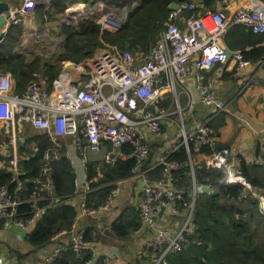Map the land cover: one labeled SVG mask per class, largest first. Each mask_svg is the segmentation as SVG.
<instances>
[{
  "label": "built area",
  "instance_id": "1",
  "mask_svg": "<svg viewBox=\"0 0 264 264\" xmlns=\"http://www.w3.org/2000/svg\"><path fill=\"white\" fill-rule=\"evenodd\" d=\"M229 2L220 0L221 5ZM34 5L35 0H24L20 10L16 11L27 12ZM101 5L102 8L93 11L107 9L97 20L101 29L116 31L113 20L121 24L124 15L136 3L122 7L120 12L106 3ZM197 7L196 2H189L171 10L158 40L148 52H132L105 44L91 58L77 64L81 78L76 82L71 81L66 69L67 61H63L60 73L51 81L50 87L43 78H39L30 81L27 90L19 94L13 92L14 80L10 73L0 71V126L5 145L13 151L11 156L0 159V167H7L12 172L19 189L25 188L28 181L16 178L20 174V157L17 154L20 137L23 133L31 136L41 132L51 140V144L41 151L33 142L26 145L32 153L40 154L39 171L31 181L33 191L29 200H20L8 186H0L1 225L17 227L24 232L23 236L33 229L42 210L39 208L26 213L20 212L19 207L26 202L36 203L51 196L53 161L62 157L70 161L76 158L77 168L85 169L86 161L91 159L114 164L131 155L138 165L133 176L140 179V200L136 208L143 227L154 228L152 237L146 243L148 264H169L170 256L186 250L191 243L201 244V241L192 238L196 190L194 188L192 193L187 194L175 188L172 172L182 165L168 161L167 156L180 146L188 151L190 144L196 150L214 144L215 132L208 122L218 113L227 111L228 104L217 97L211 81H203V72L228 60L222 39L230 25L241 24L252 33L264 35V0H253L246 7H237L230 16L218 9L204 10L195 17L184 16L185 12H193ZM12 20L13 23L18 22L16 17ZM230 59L238 70L251 64L264 67V55L253 62L236 52ZM191 75L194 81L189 79ZM249 83L250 80L245 81L244 86ZM197 100L209 108L205 120L198 121L194 117ZM169 119L176 126L178 137L163 150L151 167L142 168L141 165L151 156L150 143L142 127L159 136L164 121ZM122 145H129L132 153L129 155L122 151ZM229 156V149L222 148L216 150L207 163L224 168L227 183H242V198L248 191L260 198L255 188L232 168ZM158 165L162 166L160 177L149 181L147 171ZM120 182L96 208L85 205L84 198L89 188L86 182L84 196L80 199L81 211L90 215L105 212L117 194ZM166 211L174 216H183L174 232L156 227L157 219ZM67 246L78 255L92 250V257L84 264H118L116 258L109 260L106 253H96L93 242H85L81 234L73 236ZM67 246L54 247L39 264H52L59 251ZM5 261L0 254V264H5Z\"/></svg>",
  "mask_w": 264,
  "mask_h": 264
},
{
  "label": "trees",
  "instance_id": "2",
  "mask_svg": "<svg viewBox=\"0 0 264 264\" xmlns=\"http://www.w3.org/2000/svg\"><path fill=\"white\" fill-rule=\"evenodd\" d=\"M99 2L118 8L131 6L132 3L136 5L127 12L125 22L116 31L102 30L100 24L91 16L85 18L78 27L59 18L67 4L83 3L93 6ZM173 2L179 5L189 2L198 4L195 11L184 13L186 17H195L200 10L212 8L214 2L216 4V0H51L47 8L43 5L36 7L35 17L44 23L60 20L58 30L64 37V43L61 52L56 55L57 61L44 59L40 55L29 59L20 53L23 25L16 23L8 27L0 42V71L11 74L14 80L13 92L20 94L27 90L30 81L39 78H43L47 87H50L51 81L60 73L63 61L80 63L91 58L105 44L116 45L119 49L132 52H148L158 40L164 22L172 10L169 5ZM224 43L232 50L239 51L244 59L253 62L264 55V35L252 33L241 24L228 27ZM223 124L222 115L211 118L208 122L210 127L215 128ZM23 137L25 141L19 142L17 146L20 174L16 178L28 180L25 188L17 187L15 177L7 167H0V186H8L20 200H29L33 191L31 181L37 177L39 171L40 154L32 153L26 145L33 142L41 151L51 144V140L46 133L41 132L31 136L23 133ZM120 149L129 155L132 153L129 145H122ZM216 150L218 149L209 146H201L196 150L190 144L188 151L180 146L177 151L167 156L168 161L182 165L180 169L172 172L175 188L187 194L192 193L194 188L196 190L192 238L201 241L199 245L191 243L186 250L170 256L169 264H264V215L259 210V198L252 194L242 198L243 187L237 183H227L224 168L209 165L205 158L197 159L198 155L210 156ZM65 151L63 146V152ZM2 158L0 154V159ZM150 165L148 160L141 167L148 168ZM240 165V176L254 188L263 190L260 194L264 195V181L249 175L244 159H241ZM136 166L135 157L131 155L128 159H119L114 164H106L98 159L86 162L84 170L89 188L84 198L85 205L96 208L102 204L118 181L133 176ZM161 171V165L153 167L147 171L146 178L156 181ZM50 176L53 184L51 196L36 203L26 202L19 207L20 212L26 213L39 208L42 210L33 229L25 236L32 248L46 246L60 232H71L81 212V200L78 202L79 206L71 202L77 193V176L70 159L62 157L53 161ZM0 226L3 225L0 223ZM142 226L136 208L127 206L111 224L110 231L116 239L124 240ZM80 234L87 243L102 238L100 234H93L90 227L80 231ZM91 257L92 250L77 255L67 246L59 251L52 264H84Z\"/></svg>",
  "mask_w": 264,
  "mask_h": 264
},
{
  "label": "crops",
  "instance_id": "3",
  "mask_svg": "<svg viewBox=\"0 0 264 264\" xmlns=\"http://www.w3.org/2000/svg\"><path fill=\"white\" fill-rule=\"evenodd\" d=\"M6 1L11 8L10 18L7 19L6 25L4 26L6 31L8 27L13 24L12 18L16 17L18 23H22L23 25L21 50L27 54V58L29 59L35 55H39V41L34 38L38 35L36 31L37 27H43V25L41 20L36 19L35 9L39 5H43L44 8H47L50 1L35 0L34 7L31 10L22 13L15 11V7L19 9L21 2H18L17 0ZM250 2L251 0H232V2L223 10L228 16H230L237 6H247ZM84 6L85 4L83 3L68 4L59 14V18L62 19V16L64 15L69 16V14L73 12L72 10L78 9L79 7L84 11L90 9ZM211 7L212 8L207 9L221 8L217 2L216 4L214 2ZM99 8H102L101 3H98L93 7L94 10ZM207 9L200 11L198 10V13H201ZM52 21L56 20L45 22L44 25L48 26L52 23ZM66 23L69 24V22ZM42 31L43 30L39 32ZM57 32L59 33V31ZM222 42L224 43V37ZM224 45L227 46L226 43H224ZM53 50H55L54 46ZM192 73H194L193 70ZM203 78L204 82H212L217 97H220L228 104L227 111H222L217 114V116H223L224 124L217 128L211 126L215 132V139L214 144L209 147H215L218 150L222 148H228L230 151L228 161L233 169L238 170L239 172L241 159H244L249 175L251 177L258 178L261 182H263L264 67L258 68L256 65L251 64L246 68H240L238 70L236 69L235 63L231 59H228L224 64L214 65L212 68L203 72ZM189 79L194 81V76L191 75ZM249 80V85H246L247 87L244 88L245 81ZM195 98L197 99V97ZM208 114L209 108L197 100L194 110L195 119L198 121L205 120L208 117ZM26 129L30 130L28 127H26ZM142 130L150 143L151 156L149 158V162L151 165L154 164L157 157L163 152V150L167 149V146L176 140L175 137H178V130L171 119L164 121L162 133L159 136L151 134L145 127H142ZM7 147L8 146H6L4 143L3 132L0 126V154L3 157L11 156L13 153L11 149V153L6 154V152L8 153ZM211 156L212 155L205 157L198 155L197 159L205 158L207 162L209 159H211ZM71 163L74 168L78 167V160L76 158H73ZM151 165L148 167H151ZM75 172H77L76 174L79 179L76 177L77 193L73 196L71 202H76L77 206H79L78 202L82 196H84V192L86 190V180L84 175L85 170L77 168L75 169ZM139 189L140 179H138L137 176H132L131 178L122 180L118 185V192L114 196L109 209H107L105 212L97 213L95 215L97 220H99L101 217L109 215L114 217L113 222H115L125 207L131 206L136 208V204L140 200ZM250 194L251 192H249V195ZM258 200L259 210L261 213L264 207V199L262 202H260L261 199ZM182 217L183 216H174L166 211L157 219L156 227L167 228L174 232L180 224ZM96 224L97 222H95V226L90 225L86 219V216L80 215L74 223L72 233H74V231L79 233L86 227H90L93 231V234H100L102 236V238H100L98 241L93 242L96 253H106L107 256H109L107 257L109 260H111V257H114L116 258L118 264H148L149 252L146 250V243L152 237L154 228L142 226L129 238L121 240L116 239L115 236L111 235V225L102 222L100 227L97 228ZM3 230H6L7 232V239L3 238ZM0 231L2 237V240H0V254L5 257V264H39L43 257L50 253L54 247L67 246L71 239V232H65L57 237H53L50 243H48L46 246L41 248H32L27 242L26 237L23 236L24 232L17 227L8 228L0 226ZM31 250H33L32 253L28 255V252ZM17 257H20L21 259L19 260Z\"/></svg>",
  "mask_w": 264,
  "mask_h": 264
},
{
  "label": "rangeland",
  "instance_id": "4",
  "mask_svg": "<svg viewBox=\"0 0 264 264\" xmlns=\"http://www.w3.org/2000/svg\"><path fill=\"white\" fill-rule=\"evenodd\" d=\"M21 5H22V2H21ZM84 7L91 8V9L93 8L92 6H88L86 4ZM111 7L116 12H120V10H121V8H118V7H114V6H111ZM106 10L107 9L103 8V10H101V11L97 10L96 12H93L92 14H90L88 11H84V10L80 9V7H79L78 9L72 10L73 12L71 14H69V16H65V15L62 16L61 20L64 22L73 23L74 25L78 26L82 22L83 18H87L88 16L93 17V19L95 21H97L98 19H101V17H102L101 15L103 13H105ZM59 21L60 20L52 21V23L49 24L48 26L44 25V22L42 21L41 23H42L43 27H41V26L37 27L36 31H37L38 35H37V37L34 38V39H37L39 41L38 42L39 43V46H38L39 51L38 52L41 54V55L40 54L39 55L42 56L44 59L52 60L54 62L57 61L56 55L61 52L62 46L64 43V37L61 36V34L57 32V31H59L58 30ZM46 22H48V21H46ZM41 30H43V31L39 32ZM53 46H54L55 50H53ZM19 52L27 57V54L24 53L21 49ZM58 57H59V55H58ZM182 104H184V100L182 101ZM28 128L31 129L32 131H34L32 128H30V127H28ZM175 139H176V137H175ZM7 151H8V153L6 152V154H10L11 148L7 147ZM76 176H77V174H76ZM77 179H79V178L77 177ZM255 192L257 195H260L259 193H263V191L261 189H257V188H255ZM259 199H261L260 202H262L264 199V195H260ZM262 212L264 213V207H263ZM262 212H261V214H262Z\"/></svg>",
  "mask_w": 264,
  "mask_h": 264
},
{
  "label": "water",
  "instance_id": "5",
  "mask_svg": "<svg viewBox=\"0 0 264 264\" xmlns=\"http://www.w3.org/2000/svg\"><path fill=\"white\" fill-rule=\"evenodd\" d=\"M24 0H18V2H23ZM75 4H78V3H75ZM68 5V4H67ZM17 9V7H15ZM169 8L172 9V10H176L179 8V4L178 3H171L169 5ZM10 6L8 4V2L6 0L4 1H0V42L3 40L4 36H5V32H6V28L4 27L6 25V22H7V19L10 18ZM15 9V11H16ZM90 11V13H93L94 9H88ZM126 15L127 13L124 15L123 17V21L122 23L120 24V22L118 20H113V25H115V27L117 28V30L122 26V24L125 22V19H126ZM85 19L82 20V22L84 21ZM81 22V23H82ZM70 24V22H69ZM73 24V23H72ZM74 25V24H73ZM233 25V24H232ZM76 26V25H75ZM78 27V26H76ZM228 29V28H227ZM227 31V30H226ZM226 33V32H225ZM225 35V34H224ZM224 37V36H223ZM225 51H226V55H227V58L230 59L234 53V51H232L231 49H229L227 46H225ZM87 60V59H85ZM77 63L75 62H71V61H67L66 63V69L69 71V76H70V79L71 81L73 82H76L78 79L81 78L80 74L78 73L77 71ZM22 139V138H21ZM20 141H24L23 139ZM74 205L77 206L76 203H74ZM81 211V210H80ZM80 215H85L86 216V219L88 221V223L90 225H94L95 226V222H97L96 224V227L99 228L101 223H107L108 225H111V223L114 221V217H111L109 215H106L105 217H101L99 220H97V218L95 217V215H90V214H85L83 213L82 211L80 212ZM79 215V216H80ZM101 229V228H100ZM73 230V229H72ZM108 231V230H107ZM111 233V231H110ZM76 235H79V233H77V231H74V233H72L71 231V238L73 236H76ZM112 236H114L112 233H111ZM3 238L7 239V232L6 230H3ZM0 240H2V237H1V231H0Z\"/></svg>",
  "mask_w": 264,
  "mask_h": 264
},
{
  "label": "bare ground",
  "instance_id": "6",
  "mask_svg": "<svg viewBox=\"0 0 264 264\" xmlns=\"http://www.w3.org/2000/svg\"><path fill=\"white\" fill-rule=\"evenodd\" d=\"M232 2V0H230V2L229 3H227V4H225V5H221L220 4V0H218V4L220 5V9H218V11H221V12H223L226 16H228L227 14H226V12L223 10L226 6H228L230 3ZM237 7H246V6H237ZM237 24V23H236ZM236 52H239V51H235L234 53H236ZM240 53V52H239ZM241 54V53H240ZM234 62V61H233ZM220 63V62H219ZM224 64V63H223ZM235 66H236V64H235ZM247 86H244V88H246ZM237 184H240L242 187H244V185L242 184V183H240V182H237ZM249 184V183H248ZM252 188H254L252 185H250ZM249 195V191L246 193V195H245V197L244 198H246L247 196ZM262 214L264 215V213L262 212Z\"/></svg>",
  "mask_w": 264,
  "mask_h": 264
},
{
  "label": "clouds",
  "instance_id": "7",
  "mask_svg": "<svg viewBox=\"0 0 264 264\" xmlns=\"http://www.w3.org/2000/svg\"><path fill=\"white\" fill-rule=\"evenodd\" d=\"M99 3H102V2H99ZM96 4H98V3H96ZM96 4H95V5H96ZM95 5H93L92 7H94ZM88 6H89V5H88ZM90 9H91V8H90ZM92 9H93V8H92ZM87 11L90 12L89 10H87ZM88 17H90V16H88ZM83 19H85V18H83ZM96 22H97V21H96ZM17 23H18V22H17ZM97 23H98V22H97ZM13 24H16V23H13ZM98 24H99V23H98ZM78 26H79V25H78ZM97 50H98V49H97ZM97 50H96V51H97ZM96 51H95V52H96ZM10 75H11V74H10ZM11 77H12V76H11ZM20 138H23V134H22V136H21ZM23 142H24V141H23ZM17 154H18V153H17ZM18 155H19V154H18ZM19 157H20V155H19Z\"/></svg>",
  "mask_w": 264,
  "mask_h": 264
},
{
  "label": "flooded vegetation",
  "instance_id": "8",
  "mask_svg": "<svg viewBox=\"0 0 264 264\" xmlns=\"http://www.w3.org/2000/svg\"><path fill=\"white\" fill-rule=\"evenodd\" d=\"M83 61H84V60H83ZM83 61H82V62H83ZM80 63H81V62H80ZM77 64H78V63H77Z\"/></svg>",
  "mask_w": 264,
  "mask_h": 264
}]
</instances>
